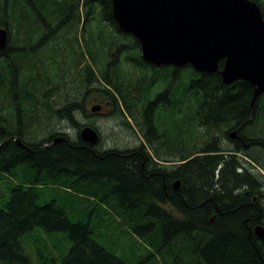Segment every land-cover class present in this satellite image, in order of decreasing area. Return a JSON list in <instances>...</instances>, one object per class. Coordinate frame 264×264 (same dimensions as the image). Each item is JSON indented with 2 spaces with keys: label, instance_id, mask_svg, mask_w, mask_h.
I'll list each match as a JSON object with an SVG mask.
<instances>
[{
  "label": "trees",
  "instance_id": "16d2710c",
  "mask_svg": "<svg viewBox=\"0 0 264 264\" xmlns=\"http://www.w3.org/2000/svg\"><path fill=\"white\" fill-rule=\"evenodd\" d=\"M255 1L264 16V0ZM81 3L85 5L82 14ZM83 20L85 26L80 34L77 28ZM0 26L9 30L8 45L5 50H0V96L10 92L7 95L22 102V107H27L25 102L31 100L33 109V101L36 102L41 91L49 93L59 88V92L72 95L69 91L75 78L79 88L84 85L88 88L89 81L85 76L67 80L77 62L67 55L73 56L75 46L77 52L84 55L86 52L79 50V46L84 45L86 54L100 71L96 79L90 76L89 79L113 98L115 93L118 94L121 98L117 101L119 108L129 114L125 115L128 126L129 117L137 121L134 114L139 104L134 97L136 88L131 91L137 81L125 82L128 76L123 71V64L129 63L136 68L143 65L141 46L136 37L119 29L111 0H0ZM106 28L109 31L105 35ZM52 44H59L57 53ZM114 48L117 54L105 65L102 54ZM44 49L49 51L46 56L37 52ZM122 54L124 57L121 58ZM56 55L59 66L52 64H57ZM46 63L52 66V72L48 67H42ZM223 65L224 60L220 62V68ZM37 73L43 76L42 81H36ZM153 76L165 81L169 73L161 70ZM175 78L174 111L163 114L156 109L145 116L149 128L147 134L150 135L145 134L148 141L162 136L166 144L174 140L178 145L172 143L179 153L176 159L180 161L174 179L182 181V189L174 197L175 212L165 206L167 195L155 192L160 183L147 181L141 170L142 158H139L143 150L146 152L145 147L136 148L140 153L132 159L121 158L125 154L121 149H113L108 154L96 153L94 149L69 141L36 151L26 144L27 148L23 147L17 139V142L8 139L10 134L6 127H1L0 264H32L22 240L34 231H39L43 239L41 255L45 260L42 264H134L133 258L140 256L147 264H264V241L254 234L255 226L264 224V203L260 200L264 198V174L259 170L254 173L251 169L257 165L264 168V163L257 154L250 157L240 142L239 147L226 148L218 144L215 136L221 127H226L228 132L243 122L251 125L253 122L247 120L253 111L257 123L260 115L264 116V94L252 107L254 88L251 84L238 80L227 85L218 72H199L192 65L177 67ZM102 80L112 85L115 93L103 87ZM187 80L192 110L184 115L178 110H182L185 102L183 94L187 90ZM149 86L151 84L145 86L146 92L151 90ZM124 89L131 92L130 97L125 96ZM66 94L60 114L74 123L73 112L77 107L83 108L84 104L82 99L77 101ZM143 98L149 100L145 94ZM5 104L3 102L2 106ZM45 104L53 109L49 102L45 101ZM6 107L10 109L8 104ZM185 124L192 127L188 137L194 136L199 126L210 130L206 133V145L192 152H202L201 155L190 158V151L185 154L186 145L183 147L182 144L186 138L180 139ZM142 131L140 126L139 132ZM157 131H160L159 135ZM226 151L244 153L251 159L252 167H242L249 161ZM157 153L160 155V146ZM165 172L167 174V168ZM238 182V186L252 184L250 187L258 196L255 208L247 206V199H242L244 195L249 200L252 194L235 195L232 192ZM187 189L191 191L190 199ZM204 198L208 203L199 209ZM215 213L219 218L211 223L208 219ZM123 232L140 236L147 244V252L139 255L134 249H127L119 239ZM58 236L71 242L68 253L59 254V262L58 250H52L48 245Z\"/></svg>",
  "mask_w": 264,
  "mask_h": 264
},
{
  "label": "water",
  "instance_id": "95a60500",
  "mask_svg": "<svg viewBox=\"0 0 264 264\" xmlns=\"http://www.w3.org/2000/svg\"><path fill=\"white\" fill-rule=\"evenodd\" d=\"M111 2L119 29L138 39L145 61L158 66L192 65L199 72H218L227 85L244 80L254 88L252 107L264 94V16L255 0ZM7 39V31L0 28V50ZM222 60L224 65L220 68ZM81 135L92 143L99 140L91 126H85ZM235 135L234 129L229 136ZM67 140L63 135L56 139ZM180 185L181 180L177 179L176 190ZM254 232L264 240V224L256 225Z\"/></svg>",
  "mask_w": 264,
  "mask_h": 264
},
{
  "label": "rangeland",
  "instance_id": "374dc122",
  "mask_svg": "<svg viewBox=\"0 0 264 264\" xmlns=\"http://www.w3.org/2000/svg\"><path fill=\"white\" fill-rule=\"evenodd\" d=\"M81 3V5L79 6V10L81 11V14L83 13L84 7L85 5ZM96 21V20H95ZM85 24H84V20L82 21L81 25L77 28L79 29L78 32L81 34L83 32V28H84ZM89 29L91 28L89 25L87 26ZM0 28H3L7 31V44L6 46L2 49L5 50L8 42H9V30H7L6 27L4 26H0ZM95 29V28H92ZM105 31L104 34L106 35L108 33V28L104 29ZM51 46H55V52L57 53V51H59V44H52ZM71 46V44H70ZM50 47V46H49ZM48 48V47H47ZM77 46H75V49L72 51L73 52V56L71 54L67 55L69 58H74L73 60L77 61L74 64V67L71 68V71H69L70 74H68L67 76V80H70V77H79V76H85L88 81H89V87H87V85H84L83 88H79L78 83H77V78L74 79V85H72L71 83V91H69L70 93H72V95H70L69 93H65L64 91L59 92V88L55 91L52 92H45V91H41L40 94H38L36 102L33 101L34 103V107L32 109L31 107V100L26 101L25 102V106H27V108H31L33 111H38L39 108L43 109V112H31V113H27L26 116V120H28L29 117L32 116V118L36 119L37 117L41 116L40 120L44 121L45 123H51V127L48 130L42 131V135H38L35 138H33L32 140L35 141H39L40 139H42L44 136L49 135L50 133L55 131V116L57 114H59V131H63L65 133H67L71 139H77V128L74 127L75 124L73 122H69L68 120L64 119L61 114V106H63L66 102V100H64V96L65 94L67 96H71L72 98H77L79 100L82 99L83 94L89 89L91 88V94H89L87 102L89 105H87L86 103L84 104V108H86L87 106L89 107V109H91V107L94 105V103L100 102L98 100H102V95L101 92H99V89H102L101 86L97 85L96 82L93 81V79H89L90 77H97L100 75V71H99V67L96 66L94 64V62L91 60L90 56L87 53V50L85 48L84 45L79 46V50L80 51H85L86 53L84 55L79 54L76 50ZM116 48V47H115ZM112 49L110 52H105L102 54L101 57H105V65L108 63V61L111 59V57H114L117 54V49ZM39 54L46 56L48 54V50L44 49L42 51H37ZM78 53V54H76ZM57 56V55H56ZM58 58L56 59L55 62L56 63H52L50 60V62L52 64H54L55 66H59V56H57ZM124 57V55H121V58ZM120 58V59H121ZM68 59V58H67ZM70 60V59H69ZM72 60V59H71ZM45 62V60H44ZM79 62V63H78ZM121 62L123 63L124 61L121 59ZM65 65L68 64V62L65 60ZM100 63V62H99ZM64 65V64H63ZM100 66L103 64H99ZM87 66V68H86ZM35 67V66H34ZM41 67V66H40ZM42 67H48L50 72H52L53 70L51 69V65L49 63L43 64ZM41 67V68H42ZM65 68H68L65 66ZM84 69H86L87 71H85ZM38 70V67L35 68L34 72L36 73ZM123 71L127 74V78L125 79V82L127 84L132 83L134 81H137L139 78V76H141L142 74H139L138 72L140 71L138 68L132 66L129 63H124L123 64ZM18 75H21V71L18 70ZM37 75H39V77L36 79V81H42L43 80V76L40 73H37ZM95 75V76H94ZM96 79V78H95ZM105 81L102 80V85L103 87H107L109 90H112L114 92V88L113 86H109L107 84L104 83ZM146 83V85H148V81L147 78L142 80H139V82H135L133 83V85L131 86V91L134 90V88L137 89V91H140L141 97L145 94V96H150L149 90L146 92V90L144 89L143 85L144 83ZM162 86L160 84H158V82H156V87L157 86ZM154 89V91H155ZM127 97H130V91L125 90ZM10 92H8L7 94H9ZM115 93V92H114ZM1 94V92H0ZM6 96H0V116L4 119V118H8L9 117V111L14 113L15 109H16V105H21L20 102H18V100H15L14 98L12 99V97H10L9 95ZM74 95V96H73ZM9 96V97H8ZM115 96L120 99V97L118 96L117 93H115ZM96 97V99H94ZM12 99V100H11ZM259 99V98H258ZM257 99V101H258ZM11 100V101H9ZM46 102H49L50 105L53 106V109L50 110L51 108H49L48 105L45 104ZM256 101V102H257ZM5 102L6 104H8V106L10 107V109L7 111V107L6 104L4 106H2V103ZM28 102V103H27ZM256 106V103L254 105V107ZM186 107L185 104H183L182 109L184 110V108ZM191 108H192V97H191ZM140 109V106L137 108V110ZM59 110V111H56ZM183 110H178L179 113H184ZM192 110V109H191ZM261 111V106L259 107V111ZM264 111V109H263ZM59 112V113H58ZM91 113V111L88 112ZM140 119L141 117H137V121L135 120V118L131 117L129 119L130 123L129 126L124 122L126 121L125 116H123V114L121 113H115L110 117H101L98 116L96 117L95 120V125L98 128L100 134L102 135V138H105L107 140V145L105 147H112L113 148H118L121 150H125L127 147H131L132 144L128 145L129 142H133L135 141L137 144L140 142V140L142 141V138L140 136ZM89 120L87 117H84L82 115L78 116V122L79 123H87ZM35 120H30L29 123H35ZM257 123H255V120L253 121V123L246 127L245 131L248 133V136L250 137V139L252 140V142H256L257 145L250 147L248 149H246V152L249 154V156L251 157V155L253 156H259V158L261 159V162L264 163V116L259 117V119H257L256 121ZM139 123V124H138ZM165 125H167L165 123ZM136 126V127H134ZM160 125H158L159 128ZM84 127V126H83ZM82 127V128H83ZM142 127V126H141ZM169 128V126L167 127ZM228 128V127H227ZM250 128V129H249ZM2 129V128H0ZM142 129L144 131H146V126H143ZM249 129V131H248ZM139 130V131H138ZM159 130V129H158ZM215 130V129H214ZM12 131V130H10ZM14 131V130H13ZM226 127H221L220 129H218L216 132V139H218V144L222 147H232V142L230 140V138L228 137V135L226 134ZM181 134H180V139L183 138V136L186 138V140L184 141V143L182 144L183 147L186 145V149L187 151L185 152V154H187L190 151V157H194L196 155H201L202 152H195L192 154L193 151H198L196 150L198 147H204L206 145V139H207V134L209 131H207V128L203 127V126H199L197 132L195 133V135L193 136V134L188 137L187 135L190 134V132H192V127H190L189 125L185 124L184 127L181 130ZM1 133V132H0ZM156 133H160V131H157ZM236 136V135H235ZM160 136V143L163 144L165 147H162L160 144L158 145V147L160 146V154H164V155H168V154H173L174 158L172 156H165V157H159L158 155L154 154L161 160V161H168V160H173L176 161L175 167L176 165H178L180 163V161H177V157H179V153L177 151V149L175 148V146L173 145H177L176 143H174V140L172 142L169 141V143L166 144V140L165 137ZM218 137V138H217ZM174 139V136H173ZM187 141V143H186ZM216 141V142H217ZM112 144V146L110 144ZM192 145H195L192 149ZM151 148V145H149ZM178 146V145H177ZM158 147L156 148V150H158ZM170 147V148H169ZM152 149V148H151ZM191 149V150H190ZM153 150V149H152ZM225 153H232L229 151H226ZM246 161L249 162H244L246 164V166L248 168L252 167V163H250L251 159L244 154H240ZM166 168L168 165H165ZM256 168H251L252 171L254 173H258L257 170H259V172H261L262 174H264V168H261V166H255ZM171 169V168H170ZM250 169V170H251ZM167 170H169V168H167ZM242 170V169H241ZM2 186L0 185V189ZM5 191H3L4 193ZM166 207L170 208L169 206L165 205ZM59 235H64V233H59ZM41 233L39 231H34L32 234L25 236L22 240L23 245L26 247V249L28 250L29 254H30V261L32 262V264H42V262L45 260L44 257H42V252H43V247H42V243H43V239L41 238ZM117 236V234H116ZM121 238L120 239V243H122L127 249L131 250L134 249L139 255H143L145 254V252H147V249L145 248V246H147L146 242L140 237V236H132V235H128L127 233L123 232L121 233ZM49 248L50 249H57L58 250V262H59V254L63 253L66 254L69 251V248L71 246V242L66 241V239L64 237H57L55 240L51 241L48 243ZM50 250H47V252ZM186 261V258H184ZM144 258L142 256L137 257V258H133L132 262L134 264H147V261H143ZM40 262V263H39ZM130 262V260H129Z\"/></svg>",
  "mask_w": 264,
  "mask_h": 264
},
{
  "label": "flooded vegetation",
  "instance_id": "af4514ba",
  "mask_svg": "<svg viewBox=\"0 0 264 264\" xmlns=\"http://www.w3.org/2000/svg\"><path fill=\"white\" fill-rule=\"evenodd\" d=\"M140 50H141V48H140ZM141 58L144 62H143V65H140V64L138 65V69L140 70L138 73L142 74V75L138 77L139 79L137 80V83L139 82V80L143 81L146 78L147 79L152 78V80H150V81L147 80L148 84H151V86H149L151 90L149 91L150 96H149L148 101H145L143 96L141 97L139 90L137 91V89H136V91H134L135 92L134 97L139 102V104H137V107H136V112L134 111V114L137 117H141V119H140L141 125L140 126H142V127L146 126V131L143 130L142 132H140L141 138L143 137L142 141L140 140V142L138 144L135 141L129 142L128 145L132 144V146L127 147L125 150H122V151H125L124 152L125 154L120 156V157L125 158V159H132L133 156H136L137 153L138 154L140 153V151L135 150L136 148L145 147L147 153L143 150V155H141L142 157L140 156V158H139V159L142 158V161H143V162L141 161V170H142L145 178L147 179V181H149V182L158 181L160 183L159 188L156 187L155 192L157 193V195L166 194L168 197L166 205L170 207L169 208L170 210L175 212L176 204H175L174 197L176 196V192H178L182 189V181H181L180 188L178 190H176V188H175L174 176H175V169H176V167H175L176 161H173V160L172 161L168 160L167 162L161 161L156 156V155H158L159 157H165V156L169 155V156H172L174 158L173 154H168V155H164V154L161 155L160 154L159 155L157 153L156 148L158 147V145L160 143V139H154L152 141H148L145 134H147L149 132L148 131L149 128H148L147 123L145 121V119H146L145 116L148 115V113L153 114V111L156 109H159L163 114L172 113L174 111V105H173V101L175 98L174 97V95H175L174 82L176 80L175 69L177 67L174 65L158 66L152 62L145 61L142 57V52H141ZM141 66L149 67V69L143 68ZM178 69H181V68H178ZM161 70L167 71L169 73V78L165 81L155 79L153 76L156 71H161ZM146 73L151 74V75H145ZM150 76H153V77H150ZM156 82H158V84H160L162 86L158 85L157 88L155 89ZM146 83L147 82H145L143 85L144 89H145ZM185 86H186L187 90H185V92L183 94L184 95L183 98L185 100L184 104L186 105V107L184 108V110L182 109L184 111V115L186 113H188L189 111H191V94H190V82H189V80H187L185 82ZM154 89H155V91H154ZM88 90L82 96V104L86 103L87 105H89L87 102V99H88L87 96H89V94H91V91H88ZM100 90H102V89H99V92H101V95H102V98H101L102 100H98L100 102L94 103V105L91 107V109H89L88 106L86 108L77 107L76 111L73 112L74 124H75L74 127L77 128V134H76L77 139H71L67 133H65L63 131H59V114H57L55 116V119H56L55 120V124H56L55 131L50 133L47 136H44L39 141L32 140L36 136L42 135V131L48 130L51 127V123H49V124L45 123V120L41 121L40 120L41 116L37 117L36 119L32 118V116H31L26 121L27 113L43 112V109L39 108L38 111H33L31 108L22 107V102H21V105H16V109H15L14 113L9 111V114H8L9 117L8 118L3 119L0 116V128L3 126L6 127V132L8 134H10L9 135L10 138H8V139H12L16 142H17V140H15V139H17V138H20L21 142L26 140L27 142H25L24 144H26L31 149H35L36 151L48 149V148L53 147L54 145H59V143H61V142L56 141L57 137L60 135H65L68 138L67 141H69L70 144H73V145L76 144L77 146L86 147L88 149H94V151L96 153L101 152V153L108 154L111 151H113V149L115 150L118 148H113L112 144H110V143L109 144L112 147H105L107 145V140L105 138H102V135L100 134L98 128L95 125L94 119L98 116L110 117L113 114H115L116 112L123 114V116L129 115V114L123 113L121 108H119L117 101L120 102L121 98L118 99L116 96H115V98H113L108 92H103ZM94 99H96V97ZM77 101H79V99ZM139 106H140V109L137 110V108ZM93 107H95V108L97 107V109H95V111H94ZM50 110H52V109H50ZM180 110L181 109H179V111ZM56 111H59V110H56ZM89 111H91V113H89V115H88ZM80 115L87 117L89 121L87 123H79L78 122V116H80ZM253 115H254V111L251 113L247 122L250 123V122L254 121ZM2 120L4 121V123L6 125L3 124ZM30 120H35L36 122L35 123H29ZM83 126L84 127L85 126H91L92 128H94L97 131V133L99 134V138H100L99 141L96 143H92L90 141L84 140L82 138V135H81V130L84 128ZM248 126H250V124L243 122L242 124H240L239 127H234V129L237 130V135L235 138H230V136H229L230 132L234 129H231L228 132H226V134L228 135V137L230 138V140L232 142V148L239 147L238 145L240 143L246 149L252 147L253 142L251 141L250 137L248 136V133L245 131L246 127H248ZM10 130H12V131H10ZM147 135H149V134H147ZM149 145H151V148L153 150L150 148ZM154 152L156 155L154 154ZM222 152H224V151H222ZM145 153H146V155H145ZM233 154H236V156L242 157L240 154H244V153L236 151ZM186 160H188V159H186ZM165 165H168L167 168H169V170H167V174L165 172V169H166ZM242 167L246 168L247 166L245 163H243ZM236 184L237 185H235L232 192L235 195H240V194H250L251 195L252 194V197H249V200L244 195L242 196V199H247V203H246L247 206L255 208V201L258 199V196L256 195V192L251 189L250 186L252 184L249 183L248 186H238L239 182ZM160 191H162V194H160ZM190 192H191L190 189L189 190L187 189L189 199H190ZM254 192H255V194H254ZM260 200L264 203V198H261ZM185 201L187 204V200H185ZM161 203H159V204H161ZM207 203H208V199L204 198L199 209H201V207L205 206ZM215 207L218 209V204L215 203ZM189 208H193V207H191V205H189ZM218 215H219L218 213H215L212 217H210V219H208V221H210L211 223H214L219 218ZM254 234H255V232H254ZM262 241H264V240H262Z\"/></svg>",
  "mask_w": 264,
  "mask_h": 264
},
{
  "label": "bare ground",
  "instance_id": "6f19581e",
  "mask_svg": "<svg viewBox=\"0 0 264 264\" xmlns=\"http://www.w3.org/2000/svg\"><path fill=\"white\" fill-rule=\"evenodd\" d=\"M82 5H83V4H82ZM117 72H118V71H117ZM118 73H119V72H118ZM118 73H117V74H118ZM115 74H116V72H115ZM111 76H112V75H111ZM113 76H114V75H113ZM116 76H117V75H116ZM99 139H100V138H99ZM98 141H99V140H98ZM0 199H1V198H0Z\"/></svg>",
  "mask_w": 264,
  "mask_h": 264
}]
</instances>
